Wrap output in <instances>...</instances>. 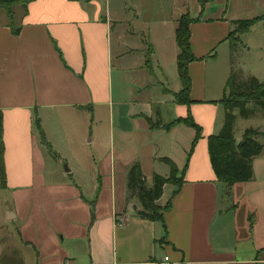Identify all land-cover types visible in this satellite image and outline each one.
<instances>
[{"label": "crops", "instance_id": "0c3cea01", "mask_svg": "<svg viewBox=\"0 0 264 264\" xmlns=\"http://www.w3.org/2000/svg\"><path fill=\"white\" fill-rule=\"evenodd\" d=\"M149 1L30 0L25 10L13 7L18 35L0 9V264H264V114L256 128L237 131L249 118L235 120L234 138L258 129L263 148L251 180L228 192L207 144L224 122L231 68L264 81V39L251 38L264 19L231 42V22L239 19L229 17L223 0H172L165 17L153 16ZM185 13L197 59L188 65V105L174 98L181 89L176 21ZM220 47L228 67L208 73ZM242 51L256 61L246 66ZM154 65L163 75L162 98L129 86V76L152 75ZM187 116L200 128L194 144V129L174 123ZM164 159L182 178L177 192L167 183L156 201L170 204L165 232L135 216L136 199L126 202L130 167L138 163L150 185L155 174L169 177Z\"/></svg>", "mask_w": 264, "mask_h": 264}, {"label": "trees", "instance_id": "16d2710c", "mask_svg": "<svg viewBox=\"0 0 264 264\" xmlns=\"http://www.w3.org/2000/svg\"><path fill=\"white\" fill-rule=\"evenodd\" d=\"M30 0H0V8L5 11L9 19V25L13 35H18L20 26H16L14 22L15 6H20L25 10ZM201 4L213 0H199ZM264 16L255 19H239L234 20L231 24L234 30L230 34H242L247 32L256 22L263 20ZM193 19L188 13L182 14L176 21L175 41L178 47V55L176 57V67L181 84L180 91L174 95L175 101L188 105L190 90V78L188 75V65L197 59L193 56L190 49V29L189 26ZM228 36V37H229ZM228 94L223 99L225 108L224 122L221 130L217 135L208 137V154L211 167L219 182L225 184L227 192L236 183H243L251 180L252 160L258 156L263 145L257 140L262 133L258 129L247 128L237 143L234 138L233 129L237 117L241 119L250 118L255 112L264 114V81L260 82L255 77H243L239 71L231 68L230 77L227 84ZM238 113V116L235 115ZM174 123H183L191 127L195 131L193 144L200 136V128L193 122L190 116L184 119H178ZM159 122H155L157 126ZM35 126L39 132L41 144L51 152V147L46 141L43 132L40 129L39 120L35 119ZM171 124L165 126L168 130ZM192 144V145H193ZM4 147L2 143V116L0 113V184L5 185V170L3 160ZM189 153L187 154V156ZM170 165V175L165 178L159 175H153L151 184L147 185L145 176L141 172L138 163L133 164L127 173L126 202L136 199L139 208H133L135 216L150 222L160 223L165 232L162 213L169 209L168 203L164 207L156 204L161 197L163 186L167 183L176 185L177 192L180 189L182 178L177 176V169L167 159H164ZM183 174V171L181 175ZM91 218H93V204L90 205ZM164 241L161 239L160 242Z\"/></svg>", "mask_w": 264, "mask_h": 264}, {"label": "rangeland", "instance_id": "374dc122", "mask_svg": "<svg viewBox=\"0 0 264 264\" xmlns=\"http://www.w3.org/2000/svg\"><path fill=\"white\" fill-rule=\"evenodd\" d=\"M171 1L172 0H150L148 3L155 7L152 15L155 17H162V16L165 17L170 12L168 7L171 8ZM175 1H178V0H175ZM219 3L223 4V5L225 4V6L227 7V13H228L229 17H232L234 19H255V18H259V17L264 16V0H223V1H219ZM161 6L163 7V10L159 9V8H161ZM15 10H18V9H15ZM20 14H21V10L17 11L16 16L18 17ZM262 26L263 25H261L260 23H259V25H256L254 27V29L252 31V35H251V38H253L257 43H260V44L263 43L262 40L264 39L262 37V34L260 33V30L263 29ZM156 31L158 32V35L160 33L162 34L161 29H158ZM263 31H264V29H263ZM236 37H237L236 34L235 35L230 34L229 40H231V42H232L233 40H235ZM257 39L259 40V42L257 41ZM224 48L225 47H220L219 49H217L218 59L215 62H213V61L207 62L208 73L212 72L214 69H218L221 72H223V70L225 71L226 68L228 67L227 50H225ZM262 51L264 52V49ZM242 53L244 55V51H242ZM158 56L160 59V54ZM255 57L256 56H255L254 52H252L249 56L244 55L243 60L246 62V66H248V64L251 65L254 61H256ZM167 62H168V60L166 61V63ZM259 63H260L259 69H261L264 72V55H263V58L260 59ZM169 64L167 66L166 74L170 77V75L172 76L173 71L175 72V67H174L173 63L170 65ZM152 69H153L152 75L147 74L146 76H143V74L139 73L137 75L129 76L128 77L129 86H131L132 88L141 90V92H143V93L146 92L147 94H150V97L152 95H154L155 98H158V97L162 98L163 88H161V86L158 85V80L161 81L163 75H161V72L159 69H157L156 65H154V67ZM172 78H173V76H172ZM173 80H174V78H173ZM176 80L178 82L177 77H176ZM146 85H147V89H143V87ZM236 116H238V113H236ZM262 117L263 116H261V112H259V113L255 112L249 118L248 122H246V123H243L241 121L238 122L237 131H239V129L241 130L245 126V124H247L248 126H251L253 128L259 127L262 124L261 122L263 121ZM242 120L244 121L245 119H242Z\"/></svg>", "mask_w": 264, "mask_h": 264}, {"label": "water", "instance_id": "95a60500", "mask_svg": "<svg viewBox=\"0 0 264 264\" xmlns=\"http://www.w3.org/2000/svg\"><path fill=\"white\" fill-rule=\"evenodd\" d=\"M237 143H239V140H237Z\"/></svg>", "mask_w": 264, "mask_h": 264}, {"label": "built area", "instance_id": "2783aa9c", "mask_svg": "<svg viewBox=\"0 0 264 264\" xmlns=\"http://www.w3.org/2000/svg\"><path fill=\"white\" fill-rule=\"evenodd\" d=\"M166 259V258H165Z\"/></svg>", "mask_w": 264, "mask_h": 264}]
</instances>
